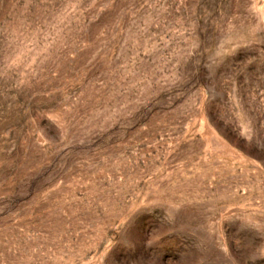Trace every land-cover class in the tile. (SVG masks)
Returning a JSON list of instances; mask_svg holds the SVG:
<instances>
[{
    "label": "rangeland",
    "instance_id": "obj_1",
    "mask_svg": "<svg viewBox=\"0 0 264 264\" xmlns=\"http://www.w3.org/2000/svg\"><path fill=\"white\" fill-rule=\"evenodd\" d=\"M0 264H264V0H0Z\"/></svg>",
    "mask_w": 264,
    "mask_h": 264
}]
</instances>
